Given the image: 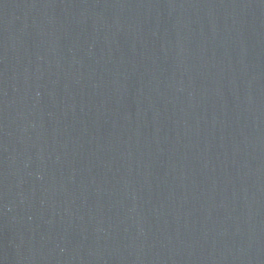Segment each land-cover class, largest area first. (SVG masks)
<instances>
[{"label": "water", "instance_id": "1", "mask_svg": "<svg viewBox=\"0 0 264 264\" xmlns=\"http://www.w3.org/2000/svg\"><path fill=\"white\" fill-rule=\"evenodd\" d=\"M0 264H264V0H0Z\"/></svg>", "mask_w": 264, "mask_h": 264}]
</instances>
